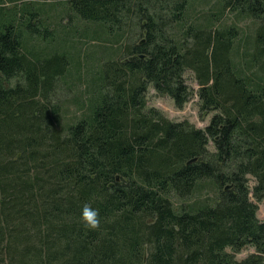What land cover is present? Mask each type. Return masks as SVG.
<instances>
[{
	"label": "trees",
	"instance_id": "16d2710c",
	"mask_svg": "<svg viewBox=\"0 0 264 264\" xmlns=\"http://www.w3.org/2000/svg\"><path fill=\"white\" fill-rule=\"evenodd\" d=\"M252 197L264 0H0V264H264Z\"/></svg>",
	"mask_w": 264,
	"mask_h": 264
},
{
	"label": "rangeland",
	"instance_id": "374dc122",
	"mask_svg": "<svg viewBox=\"0 0 264 264\" xmlns=\"http://www.w3.org/2000/svg\"><path fill=\"white\" fill-rule=\"evenodd\" d=\"M50 14L52 16L54 15L56 16V11L51 10ZM83 41L86 42L87 47L90 46V40H88V38H84ZM186 75L189 85L195 90H197L199 88V85L194 78V74H192V72L189 71ZM198 99H199L198 95L195 93L183 108H179L176 106L175 101L171 97L160 96L158 92L155 90V88L153 86H150L148 90L147 105L149 107L159 108L172 120H189L197 127L205 128L209 124L214 112H209L206 114L201 113ZM254 183L255 182L252 180L251 185L253 186ZM252 198L255 202L259 204V210H258L259 218L261 220H264V198L261 201H257L254 197ZM255 251L256 250L254 246H247L244 247L239 253H237L236 256L237 258L241 259Z\"/></svg>",
	"mask_w": 264,
	"mask_h": 264
},
{
	"label": "clouds",
	"instance_id": "9594fccd",
	"mask_svg": "<svg viewBox=\"0 0 264 264\" xmlns=\"http://www.w3.org/2000/svg\"><path fill=\"white\" fill-rule=\"evenodd\" d=\"M81 218L85 226L96 229L101 226L100 210L89 202L84 203L81 211Z\"/></svg>",
	"mask_w": 264,
	"mask_h": 264
}]
</instances>
